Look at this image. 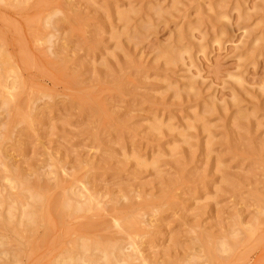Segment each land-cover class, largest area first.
Here are the masks:
<instances>
[{"label":"rangeland","instance_id":"1","mask_svg":"<svg viewBox=\"0 0 264 264\" xmlns=\"http://www.w3.org/2000/svg\"><path fill=\"white\" fill-rule=\"evenodd\" d=\"M93 241L264 264V0H0V264Z\"/></svg>","mask_w":264,"mask_h":264},{"label":"bare ground","instance_id":"2","mask_svg":"<svg viewBox=\"0 0 264 264\" xmlns=\"http://www.w3.org/2000/svg\"><path fill=\"white\" fill-rule=\"evenodd\" d=\"M75 194H76V193H75ZM65 198H66V197H65ZM31 200H32V199H31ZM66 201H67V200H66ZM76 202H77V201H76ZM60 203H61V202H60ZM64 203H65V202H63L62 204H59V205H61L62 210L69 211V209H70V212H72V213H75V212H76V209H75L76 207H75V206H74L75 208H74V207H73V208H70V207H72L74 204H73L72 206L70 205V206H69V209L67 210V209H64L65 207H67V206H66L67 204L65 205ZM67 203H68V202H67ZM69 203H70V202H69ZM34 204H36L35 201H34ZM81 205H82V204H81ZM88 205H89V204H88ZM55 206H56V205H55ZM57 206H58V205H57ZM64 206H65V207H64ZM63 207H64V208H63ZM53 208H54V207H53ZM83 208H84V207H83ZM85 208H86V207H85ZM26 209H27V208H26ZM35 209H37V207H36ZM59 209H60V208H59ZM22 210H23V209H22ZM30 210H32V208H31ZM85 210H86V209H85ZM12 211H13V210H12ZM32 211H33V210H32ZM32 211H30V212H32ZM38 211H39V210H38ZM55 211H56V209H55ZM56 212H58V210H57ZM59 212H60V211H59ZM59 212H58V213H59ZM25 213H26V212H25ZM10 214H11V212H10ZM35 214H36V213H35ZM76 214H78V213H76ZM29 215H30V216H28V217H29V218H28V221L26 220L27 223L24 222L25 225H28L32 220H37V219H35L37 216H35V218L33 219V218H31V217H33L34 215L31 216V213H29ZM36 215H37V214H36ZM56 215H57V213H56ZM13 216H14V215H13ZM24 216H25V215H24ZM69 216H70V215H69ZM74 216H75V215H74ZM71 217H72V216H71ZM4 219H5V218H4ZM9 219H10V217H9ZM11 219H12V217H11ZM18 219H19V218H18ZM18 219H17V220H18ZM22 219H24V218H22ZM31 219H32V220H31ZM58 220H59V219H58ZM5 221H6V220H5ZM7 221L9 222V220H7ZM18 221H19V220H18ZM21 221H24V220H21ZM3 223H4V222H3ZM33 223H35V221L32 222V223H30L31 226L33 225ZM5 224H6V222H5ZM9 224H10V223H9ZM15 224H16V223H15ZM11 225H12V224H11ZM11 225H10V226H11ZM25 225H23V226H25ZM1 226H2V225H1ZM14 226H15V225H14ZM18 226H19V225H18ZM46 226H47V225H46ZM5 227H6V226H5ZM11 227H12V226H11ZM25 227H30V226L28 225V226H25ZM15 228H16V227H15ZM15 228H14V229H15ZM47 228H48V227H47ZM86 228H87V227H86ZM19 229H20V226H19ZM17 230H18V228H17ZM26 230H27V229H26ZM87 230H88V229H87ZM43 237H45V236H43ZM82 241H83V240H82ZM91 241H92V240H91ZM98 241H99V240H98ZM93 242H94V243L91 242L93 245L90 243V244H91V245H90L91 248H92V246H93V248L102 249L101 251H104L103 254H104V257L106 258V260H105V259H104V260L106 261L107 264H111V263L113 262V257H112V260L110 261L111 258L108 259V256H110V255L112 256L111 253H113L114 251H113V252L110 251L111 253L108 252L109 249H108V247L106 246L107 244L104 246V245L101 244V243H96L95 241H93ZM100 242H101V241H100ZM102 243H103V242H102ZM74 244H75V243H74ZM84 244H85V243H83V244L81 245V248H80V249L88 250L87 247H88L89 244H88V245H87V243H86L85 245H84ZM116 248H117V246H116ZM78 250H79V249H78ZM110 250H111V249H110ZM112 250H113V249H112ZM115 250H116V249H115ZM118 250H119V249H118ZM118 250H117V251H118ZM91 251H92V250H91ZM99 251H100V250H99ZM117 251H116V252H117ZM77 252H78V251H77ZM87 252H89V251H87ZM92 252H93V251H92ZM89 253H90V252H89ZM108 253H109V254H108ZM68 254H69V253H68ZM68 254H67V255H68ZM70 254H71V253H70ZM76 254H77V253H76ZM94 254H95V253H94ZM97 254H100V253H97ZM103 254H101V255L103 256ZM113 254H114V253H113ZM118 254H119V253H118ZM87 255H88V254H87ZM94 256H95V255H94ZM113 256H114V255H113ZM118 256H119V255H118ZM68 257H69V256H68ZM96 257H97V256H96ZM98 257H99V256H98ZM115 257H116V256H115ZM115 257H114V261H116ZM210 257H211V256H210ZM71 258H72V257H71ZM82 258H83V257H82ZM211 258H212V257H211ZM99 259H100V258H99ZM101 259H102V258H101ZM117 259H118V258H117ZM120 259H121V258H120ZM102 260H103V259H102ZM84 261H85V260H84ZM92 261H94V260H92ZM67 262H68V261H67ZM94 262H96V261H94ZM123 262H124V261H123ZM92 263H93V262H92ZM100 263H101V262H100ZM106 263H105V264H106ZM68 264H69V263H68Z\"/></svg>","mask_w":264,"mask_h":264}]
</instances>
